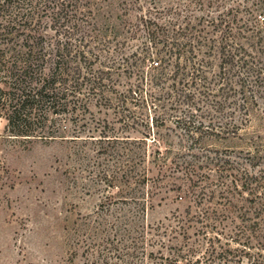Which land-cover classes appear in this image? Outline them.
<instances>
[{
    "label": "rangeland",
    "instance_id": "obj_1",
    "mask_svg": "<svg viewBox=\"0 0 264 264\" xmlns=\"http://www.w3.org/2000/svg\"><path fill=\"white\" fill-rule=\"evenodd\" d=\"M90 8L72 37L85 78L68 82L57 122L38 125L64 136L10 135L0 119V264H237L240 246L223 234L255 221L252 242L264 234V94L246 115L233 96L221 111H193L226 131L191 143L176 123L191 113L172 104L170 80L152 77L161 55L168 69L202 60L210 76L223 48L264 50V0Z\"/></svg>",
    "mask_w": 264,
    "mask_h": 264
},
{
    "label": "trees",
    "instance_id": "obj_2",
    "mask_svg": "<svg viewBox=\"0 0 264 264\" xmlns=\"http://www.w3.org/2000/svg\"><path fill=\"white\" fill-rule=\"evenodd\" d=\"M92 1L0 0V119H5L10 135L64 136L61 135L65 132L61 125L48 131L43 130L44 126L38 128V125L46 121L57 122L56 116L65 112L68 106V91H74V86L70 88L68 82L85 78L81 76L79 65L85 56L79 52L72 37L88 24ZM47 30L53 32L52 36L46 34ZM261 52L264 55V50L253 52L243 45L234 51L223 48L219 71L210 76L208 64L202 60L187 70L186 66L168 69L166 58L161 55L158 74L152 79L170 80L171 92L168 95L172 104L191 113L176 120L191 143H197L205 134L219 135L226 131L216 132L198 120L193 111H221L229 106L226 105L227 100L233 96L236 97L233 103L230 102L235 105L233 110L246 115L247 100L255 102L256 95L264 94ZM160 53L156 51L154 55L158 57ZM233 127L235 129L226 133H235L238 127L235 124ZM209 128L210 132L207 131ZM260 213L261 209L256 211V215H262ZM258 225V221L252 225H237L234 237L223 234L226 241H235L240 246L235 248L236 254L233 255L238 258L237 264H264V234L252 242L247 232L249 228L256 232ZM215 234L221 235L217 231ZM229 245V242L223 244L218 254H226L230 250ZM210 246L211 251H215L213 240Z\"/></svg>",
    "mask_w": 264,
    "mask_h": 264
}]
</instances>
